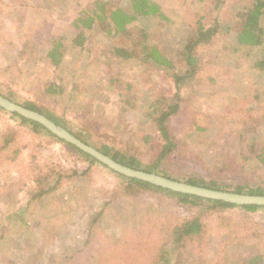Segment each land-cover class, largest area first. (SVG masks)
<instances>
[{
	"label": "rangeland",
	"instance_id": "obj_1",
	"mask_svg": "<svg viewBox=\"0 0 264 264\" xmlns=\"http://www.w3.org/2000/svg\"><path fill=\"white\" fill-rule=\"evenodd\" d=\"M155 1L165 20L139 18L113 37L110 15L129 11L131 0H0V94L35 103L95 149L107 145L150 166L165 145L154 103L174 99V75L189 71L192 28L218 14L217 35L193 53L196 75L184 80L181 109L168 122L175 148L158 171L216 181L224 191L264 189V165L255 157L264 151V70L255 66L264 61V42H237L238 12L254 0H221L216 12L217 0ZM101 7L105 21L90 30L77 23ZM144 37L169 68L139 52ZM56 44L58 66L49 57ZM117 47L132 56H118ZM53 84L60 94L49 93ZM127 184L0 110V264H264V210L192 206ZM197 216L201 239L176 245L173 229Z\"/></svg>",
	"mask_w": 264,
	"mask_h": 264
},
{
	"label": "trees",
	"instance_id": "obj_2",
	"mask_svg": "<svg viewBox=\"0 0 264 264\" xmlns=\"http://www.w3.org/2000/svg\"><path fill=\"white\" fill-rule=\"evenodd\" d=\"M223 3V2H222ZM221 0H217L216 3H214L213 9L214 11H218L220 8V5H222ZM101 11L99 14L95 15V13H92V15H87L86 18H80L77 19V23H82L83 26L90 30L93 25L96 22L105 21L107 16L105 11L103 10V7H101ZM87 11V10H86ZM86 11H84L86 13ZM160 18L164 19L166 18V11L164 8L155 0H131V8L129 11H124L123 9H118L114 11L109 18V23L107 24L109 27V33L112 34L113 37H118L122 33L128 32L129 28L130 30L137 26V23L140 21L139 18ZM238 19L242 22V28L240 32L237 35V42L240 45L243 46H261L264 42V0H254V3L246 9L241 10L238 12ZM220 29V21L218 18V14H215V17L213 20L205 25L203 24L202 20L196 21L195 27L192 28L190 35L188 37V45H187V66L189 67V71L186 72L184 75H174V81L177 86V93L174 95V99L167 100L166 98H161L157 100L154 103L155 107V124L157 125L158 131L160 132L161 136L163 137L165 141V145L163 147V150L161 151L157 161L155 163H152V165L147 167H142L141 162H139L135 157L125 155L124 153L115 150L114 148H111L107 145H103L101 149H99L100 152L103 154L111 157L114 161L130 167L135 170H141L148 173L156 172L159 174L158 167L161 164V161H163L169 154H171L172 150L175 148V145L171 139L170 136V130L168 126V122L179 113L181 109V98H180V90L182 88L184 80L187 78V76H195L196 75V62L197 56H194V51L201 45L205 43H210L213 38L217 35L218 31ZM108 32V31H107ZM129 33V32H128ZM147 37H144L140 43L141 44V50L139 49V52L145 57L147 61H150L152 64L156 66H162V67H170V62L167 60V58L163 55V53L157 48V47H150L146 44ZM80 46L83 45V42L78 43ZM62 48V44H56L54 45V48L49 53V57L52 59L54 64L58 66L60 64V60L62 58V55L60 54ZM114 52L121 57L129 58L132 56L130 52H128L124 48H116L114 49ZM255 66L261 70H264V61H258L255 63ZM53 89L51 88L49 90V93L51 94H60L62 91L60 89H56L55 84L52 85ZM1 95V94H0ZM9 99V98H8ZM11 100V98H10ZM12 101V100H11ZM16 103V102H15ZM19 104V103H18ZM24 106L25 108H28L30 110L39 112L46 117H48L50 120L55 122L58 125H61L60 121H58L54 116H51L43 110L38 107L35 103L29 101L22 104H19ZM0 110H3L5 112H8L0 107ZM10 113L15 118H18L22 125H31L35 130H43L50 134L53 138L57 139L59 142L64 143L67 145L70 149L75 151L76 153L83 156L90 164H101L99 161H97L95 158L91 157L90 155L84 153L77 147L66 143L65 141L60 140L58 137L53 135L51 132H49L44 126H42L39 123H36L34 121H31L17 113ZM62 126V125H61ZM64 127V126H63ZM68 131H70L67 128ZM71 132V131H70ZM73 133V132H71ZM76 137H78L80 140L85 142L86 144L90 145L87 140H85L84 137H82L79 134L73 133ZM257 161L264 165V151L258 152L255 155ZM103 165V164H101ZM105 168H107L112 173L119 175L126 180H128L127 188L130 191L141 192V191H161L169 194H173L172 196H176L179 199V202L182 204H189L192 206H197L199 203L202 204H208L210 209H217V210H232L235 208L242 209L247 212H257L259 210H264V207H258V206H238L231 203H226L222 201H215V200H209V199H203L199 197H195L192 195L187 194H181L176 193L167 189H163L161 187L154 186L150 183L140 181L137 179L127 178L125 176H122L112 170H110L107 166L103 165ZM161 175V174H159ZM164 177H168L173 180H177L180 182H186L188 184L197 185V186H203L206 188L214 189V190H223V187H221L218 182L211 181L207 183L204 180H198L195 178L188 179L186 181H181L178 179H174L169 176L161 175ZM235 193L239 194H248V195H259L264 196V189L262 188H256V189H249L247 192L244 191L242 187H238L235 191ZM205 225L202 221L201 216L194 217L191 220L182 222L181 224L177 225L172 233L174 236V240L176 245L180 244L183 240H200L203 233H204ZM155 264V263H154ZM157 264H166V263H157Z\"/></svg>",
	"mask_w": 264,
	"mask_h": 264
},
{
	"label": "water",
	"instance_id": "obj_3",
	"mask_svg": "<svg viewBox=\"0 0 264 264\" xmlns=\"http://www.w3.org/2000/svg\"><path fill=\"white\" fill-rule=\"evenodd\" d=\"M0 107L8 112L17 113L31 121L41 124L60 140L77 147L84 153L95 158L101 164L107 166L110 170L127 178L137 179L176 193L192 195L203 199L222 201L238 206L264 207V196L214 190L203 186L173 180L168 177L161 176L156 172L148 173L124 166L114 161L111 157L103 154L98 149L86 144L66 128L56 124L45 115L25 108L24 106L9 100L3 95H0Z\"/></svg>",
	"mask_w": 264,
	"mask_h": 264
}]
</instances>
